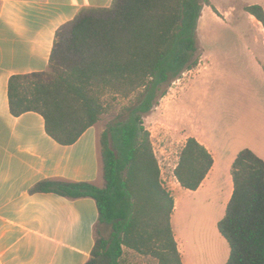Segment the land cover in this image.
Returning a JSON list of instances; mask_svg holds the SVG:
<instances>
[{
    "label": "trees",
    "instance_id": "trees-1",
    "mask_svg": "<svg viewBox=\"0 0 264 264\" xmlns=\"http://www.w3.org/2000/svg\"><path fill=\"white\" fill-rule=\"evenodd\" d=\"M212 1L115 0L110 7L82 11L57 30L46 71L10 78L12 113L39 112L48 134L63 145L100 123L119 97L129 99L99 136L103 187L53 178L31 190L96 200V243L86 264H129L126 249L158 264H184L172 225L175 198L163 183L144 119L175 80L198 66L203 8L219 14ZM245 9L264 25L261 4ZM213 164L208 148L189 136L175 175L184 188L197 190ZM232 175L233 195L218 222L230 244L227 264H264V159L244 148Z\"/></svg>",
    "mask_w": 264,
    "mask_h": 264
},
{
    "label": "crops",
    "instance_id": "crops-1",
    "mask_svg": "<svg viewBox=\"0 0 264 264\" xmlns=\"http://www.w3.org/2000/svg\"><path fill=\"white\" fill-rule=\"evenodd\" d=\"M114 1L0 0V264H86L91 258L99 219L96 200L31 190L40 181L53 178L90 181L103 187L99 136L106 124L88 128L72 145L60 144L46 131L45 118L39 112L12 113L9 82L16 74L46 71L57 30L80 12L110 7ZM217 1L212 3L220 15L208 5L203 11L209 7L217 22L233 23V4L222 8ZM255 3L264 7V0L248 5ZM248 17L246 23L252 29L247 35L223 37L204 50L207 61L201 59L195 68L199 74L212 67L222 76L214 90L213 121L204 128L201 122L187 123L180 116L185 131L181 149L188 137L194 136L214 157L197 190L184 188L175 175L180 152L172 169L171 182L177 181L172 225L186 263V244L183 247V233L177 227L185 193L221 195L225 211L219 222L233 195L232 166L238 153L250 148L264 159V25L251 13ZM206 234L210 240L208 230ZM207 240L194 236L192 247L198 259L201 250H210L206 249ZM218 243L219 249L223 242L218 239Z\"/></svg>",
    "mask_w": 264,
    "mask_h": 264
},
{
    "label": "rangeland",
    "instance_id": "rangeland-1",
    "mask_svg": "<svg viewBox=\"0 0 264 264\" xmlns=\"http://www.w3.org/2000/svg\"><path fill=\"white\" fill-rule=\"evenodd\" d=\"M251 1L254 0H218L217 4H220L222 8L230 7L228 4L232 3L236 9L232 16L234 22L228 24L217 22L212 15L211 8H205L197 30L200 60L207 61L204 58V50L217 45L223 37L234 38L247 35L251 31L252 28L246 23L249 13L245 9V6ZM87 11L93 12L94 10L89 9ZM212 37L219 39L212 40ZM219 61L221 62V60ZM221 78V75L213 72L212 67L201 70L199 74L195 68L186 71L180 79L171 84L167 95L144 119L145 126L151 132L155 153L162 168L163 183L172 193L177 181L173 179L171 182L170 177L173 176L172 169L178 161L180 149L185 141V131L180 122L182 119L187 123L199 121L206 128L208 121H213L214 105L216 104L214 90H217V85H220ZM128 102L129 99L119 97L114 109L104 114L101 122L107 124L114 119L120 108ZM188 192L185 193L179 213V224L177 225L183 233V247L186 244L189 260L188 263L185 261L184 263L227 264L230 256V244L218 229V219L225 211L219 199L221 195L208 193L199 195ZM175 196H178L177 192H175ZM206 230L209 232L210 240H207ZM103 233L108 235L109 231L103 230ZM194 236L200 237L203 242L208 241V243L206 242L208 244L206 249H210V252L208 251L209 256H204L201 259L195 256L192 247ZM218 239L223 243H221L222 247L220 246L218 251L219 260H216L213 258V249L216 250V245H220ZM202 245L205 244L202 243ZM125 258L129 264H158L153 257L143 256L128 249H126Z\"/></svg>",
    "mask_w": 264,
    "mask_h": 264
},
{
    "label": "bare ground",
    "instance_id": "bare-ground-1",
    "mask_svg": "<svg viewBox=\"0 0 264 264\" xmlns=\"http://www.w3.org/2000/svg\"><path fill=\"white\" fill-rule=\"evenodd\" d=\"M216 248V250L215 249H213V258H215L216 260H219V255H218V251H219V249L217 248V247H215ZM202 252H201V254H200V257H199V259H201V258H204V256L206 257V256H209L208 255V251H205V249L204 250H201ZM210 252V251H209ZM188 262H189V260H188Z\"/></svg>",
    "mask_w": 264,
    "mask_h": 264
}]
</instances>
